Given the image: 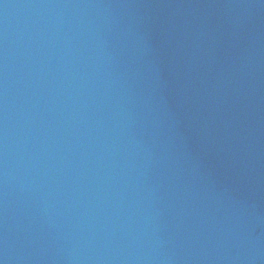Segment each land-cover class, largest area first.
Here are the masks:
<instances>
[{
    "label": "water",
    "instance_id": "1",
    "mask_svg": "<svg viewBox=\"0 0 264 264\" xmlns=\"http://www.w3.org/2000/svg\"><path fill=\"white\" fill-rule=\"evenodd\" d=\"M0 264H264V0H0Z\"/></svg>",
    "mask_w": 264,
    "mask_h": 264
}]
</instances>
